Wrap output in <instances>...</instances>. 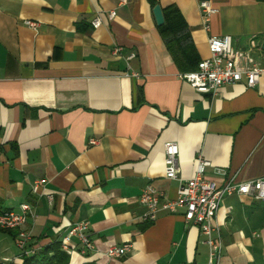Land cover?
I'll list each match as a JSON object with an SVG mask.
<instances>
[{
    "label": "crops",
    "instance_id": "0c3cea01",
    "mask_svg": "<svg viewBox=\"0 0 264 264\" xmlns=\"http://www.w3.org/2000/svg\"><path fill=\"white\" fill-rule=\"evenodd\" d=\"M201 1L157 5L179 10L199 61L209 57V37L230 36L264 65V1L204 0L216 10L208 30ZM153 8L148 0H0V210L29 205L28 252L86 222L94 248L82 255L73 239L70 264H208L204 238L183 209L145 220L142 189L150 184L175 199L200 157L217 187L264 177V77L253 88L242 79L196 92L180 78L186 72ZM96 17L101 25L93 28ZM166 143L178 146L174 180L164 176ZM214 222L218 264H264L260 201L225 196ZM111 245L129 247L110 258ZM0 260L22 263L15 238L2 232Z\"/></svg>",
    "mask_w": 264,
    "mask_h": 264
},
{
    "label": "built area",
    "instance_id": "2783aa9c",
    "mask_svg": "<svg viewBox=\"0 0 264 264\" xmlns=\"http://www.w3.org/2000/svg\"><path fill=\"white\" fill-rule=\"evenodd\" d=\"M126 0H119L120 4ZM204 29H209V18L215 13L210 4L206 1L200 2ZM114 11L109 12L113 18ZM93 28L101 25L100 17L92 22ZM31 27L34 24L29 23ZM209 57L199 61L196 70L180 75V78L191 85L198 93L207 94L215 92L219 87L228 84H235L242 79L245 80L248 88H253L261 77H264V65H259L249 50L236 48L230 36H211L207 40ZM122 49L116 47L114 55L120 54ZM135 54L129 53L126 60L134 59ZM131 76L138 79V73H131ZM90 144L95 141L89 140ZM178 146L175 143L165 145V170L166 179H177ZM208 165L201 157L198 159L196 171L193 177L187 180H179L177 196L173 200H167L155 188L147 184L139 196L140 203L146 208L145 220L154 221L159 211L176 214L183 209L182 218L186 224L195 225L199 228L208 247V264H218L221 257L222 245L215 226V217L219 210L220 203L225 196L239 194L251 197L260 201L264 206V177L235 184L227 182L222 187H217L214 181L204 177L205 167ZM43 180L35 181L32 191L35 193ZM33 213L29 205H20V210H0V228L17 231L16 247L20 251L26 249L29 241L28 235L23 231V226ZM76 239L79 244V253L86 255L93 250V244L88 235L86 222L74 223L67 229L60 240L62 250L67 253L70 250L72 240ZM129 245H111L106 251L110 258H120L125 255ZM4 262L0 261V264ZM7 264H12L10 261Z\"/></svg>",
    "mask_w": 264,
    "mask_h": 264
},
{
    "label": "trees",
    "instance_id": "16d2710c",
    "mask_svg": "<svg viewBox=\"0 0 264 264\" xmlns=\"http://www.w3.org/2000/svg\"><path fill=\"white\" fill-rule=\"evenodd\" d=\"M151 7L157 5V0H148ZM264 1V0H259ZM164 22L158 26L159 34L177 67L183 72L196 70L199 58L192 45L189 28L179 10L173 6L161 9ZM0 232L15 238L14 230L0 228ZM26 249L21 252V264H70L69 254L62 250L61 242L54 241L33 252ZM3 264V263H2Z\"/></svg>",
    "mask_w": 264,
    "mask_h": 264
},
{
    "label": "water",
    "instance_id": "95a60500",
    "mask_svg": "<svg viewBox=\"0 0 264 264\" xmlns=\"http://www.w3.org/2000/svg\"><path fill=\"white\" fill-rule=\"evenodd\" d=\"M204 1V0H202ZM153 15L155 18V22L158 26L162 25L164 22L163 15H162V10L160 5H155L153 8ZM262 49L264 50V45L262 46Z\"/></svg>",
    "mask_w": 264,
    "mask_h": 264
},
{
    "label": "rangeland",
    "instance_id": "374dc122",
    "mask_svg": "<svg viewBox=\"0 0 264 264\" xmlns=\"http://www.w3.org/2000/svg\"><path fill=\"white\" fill-rule=\"evenodd\" d=\"M1 261V260H0ZM8 260H2V262L6 263Z\"/></svg>",
    "mask_w": 264,
    "mask_h": 264
},
{
    "label": "bare ground",
    "instance_id": "6f19581e",
    "mask_svg": "<svg viewBox=\"0 0 264 264\" xmlns=\"http://www.w3.org/2000/svg\"><path fill=\"white\" fill-rule=\"evenodd\" d=\"M92 27H93V24L91 23ZM92 140V139H91Z\"/></svg>",
    "mask_w": 264,
    "mask_h": 264
}]
</instances>
